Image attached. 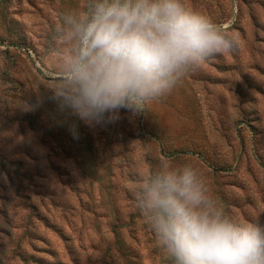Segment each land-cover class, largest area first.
<instances>
[{
	"label": "rangeland",
	"instance_id": "1",
	"mask_svg": "<svg viewBox=\"0 0 264 264\" xmlns=\"http://www.w3.org/2000/svg\"><path fill=\"white\" fill-rule=\"evenodd\" d=\"M91 4L0 3V264H173L133 194L162 162L195 168L226 214L264 224V0H186L239 46L96 124L50 87L57 26Z\"/></svg>",
	"mask_w": 264,
	"mask_h": 264
},
{
	"label": "clouds",
	"instance_id": "2",
	"mask_svg": "<svg viewBox=\"0 0 264 264\" xmlns=\"http://www.w3.org/2000/svg\"><path fill=\"white\" fill-rule=\"evenodd\" d=\"M57 35L50 87L88 124L121 108L145 109L190 68L239 46L236 34L186 0H92L66 12ZM133 194L173 264H264V224L226 214L195 168L162 162Z\"/></svg>",
	"mask_w": 264,
	"mask_h": 264
},
{
	"label": "trees",
	"instance_id": "3",
	"mask_svg": "<svg viewBox=\"0 0 264 264\" xmlns=\"http://www.w3.org/2000/svg\"><path fill=\"white\" fill-rule=\"evenodd\" d=\"M2 2H3V0H0V3H2ZM3 13H4V12H3ZM3 15H4V14H3ZM30 122H31V124H32V127L36 128L35 126H37V123H36L34 120H31ZM117 241H118V243H119V246H120V248H121V251L124 252V249H125V243H124V240H123L120 236H118Z\"/></svg>",
	"mask_w": 264,
	"mask_h": 264
}]
</instances>
